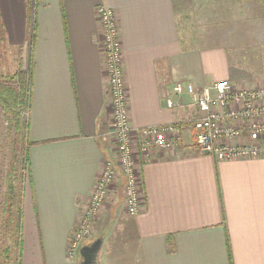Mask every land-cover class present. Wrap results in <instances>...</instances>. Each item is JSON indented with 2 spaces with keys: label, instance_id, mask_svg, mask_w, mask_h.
Instances as JSON below:
<instances>
[{
  "label": "crops",
  "instance_id": "crops-1",
  "mask_svg": "<svg viewBox=\"0 0 264 264\" xmlns=\"http://www.w3.org/2000/svg\"><path fill=\"white\" fill-rule=\"evenodd\" d=\"M252 3V12L264 13V0ZM184 5L0 0V76L16 73L13 64L29 43L31 57L18 264H78L67 258L69 239L103 162L114 159L98 6L117 19L131 126L180 128L173 149L146 158L132 138L142 209L135 217L121 204L111 209L99 264H264V142L258 159L218 162L199 154L190 128L198 112L190 96L172 93L176 83L254 86L235 83L225 47L187 45ZM166 98L179 106L167 109Z\"/></svg>",
  "mask_w": 264,
  "mask_h": 264
},
{
  "label": "built area",
  "instance_id": "built-area-1",
  "mask_svg": "<svg viewBox=\"0 0 264 264\" xmlns=\"http://www.w3.org/2000/svg\"><path fill=\"white\" fill-rule=\"evenodd\" d=\"M95 14L102 38L107 100L112 112L110 136L114 159L103 162L93 190L81 206L66 252L73 262H79V251L92 237L94 222L117 184L122 188L127 216L135 217L142 209L132 138L142 158L156 150H171L180 141L177 125L141 129L131 126L117 19L114 12L104 6H98ZM172 93L178 100L184 94L190 96L198 112L190 128L194 131V147L199 154L210 155L218 162L263 156L260 142H264V80L254 88H236L223 80L200 90H195L191 84L176 83ZM165 106L174 109L179 103L166 98Z\"/></svg>",
  "mask_w": 264,
  "mask_h": 264
},
{
  "label": "rangeland",
  "instance_id": "rangeland-1",
  "mask_svg": "<svg viewBox=\"0 0 264 264\" xmlns=\"http://www.w3.org/2000/svg\"><path fill=\"white\" fill-rule=\"evenodd\" d=\"M253 0H183V12H180L179 21L183 24V39L192 47H212L221 45L229 53L232 75L237 84L259 86L264 80V13L252 12L256 6ZM12 66V63H10ZM30 64V44L19 54V60L13 64L16 72H27ZM13 74L8 73L0 76V81L7 80ZM24 109L21 116L26 121L27 113ZM11 119L0 106V264L4 263L3 250L11 241H7L6 231L1 229V224L7 215L3 212L7 200L8 187L13 186V198L7 200L11 203V212L15 215L18 204L22 207L20 200L23 183L27 175L20 173L19 164L16 163L18 156L25 152V137L19 139L17 148L12 145L15 131L11 129ZM111 130V128H110ZM24 137V138H23ZM23 140V143H22ZM23 164V163H22ZM24 176V177H23ZM116 198L121 200H105L101 213L96 218L92 237L86 244L97 238L103 237L105 229L109 224V214L115 206L122 205V188L116 185ZM22 219V213H21ZM22 220H20L21 227ZM15 223L13 224L14 227ZM21 240V230H20ZM85 244V245H86ZM12 252V250H11ZM20 252V250H19ZM16 253L7 264L16 263ZM12 260V261H11ZM20 260V258H19ZM18 260V262H19ZM78 264L80 263L77 262Z\"/></svg>",
  "mask_w": 264,
  "mask_h": 264
},
{
  "label": "trees",
  "instance_id": "trees-1",
  "mask_svg": "<svg viewBox=\"0 0 264 264\" xmlns=\"http://www.w3.org/2000/svg\"><path fill=\"white\" fill-rule=\"evenodd\" d=\"M33 26L31 28V35L29 41L32 42L33 38ZM4 30L0 25V49L4 45ZM30 44V43H29ZM30 85H31V57L29 69L27 72L18 71L9 77L7 80L0 81V106L3 109L4 113L11 119V129L15 131V137L12 140V145L14 148H17L20 144V138L23 136L26 139L27 131V121H24L21 113L24 109L26 111L29 107L30 100ZM23 137V138H24ZM25 152L24 155L21 152L16 159V163L19 164L20 173L22 175L28 176V142L25 140ZM23 143V140H22ZM23 163V164H22ZM24 177V176H23ZM13 198V186L8 187L7 200H12ZM6 200L3 212L7 215L5 222L1 224V229L6 231L5 236L7 241H11V246H6L3 250L4 263L7 264L10 261V258L16 253V263L18 264L19 260V250H20V220H21V209L20 203L16 207L15 215L11 212V203ZM15 223L14 227L13 224ZM12 250V252H11ZM12 259V258H11ZM12 261V260H11Z\"/></svg>",
  "mask_w": 264,
  "mask_h": 264
},
{
  "label": "water",
  "instance_id": "water-1",
  "mask_svg": "<svg viewBox=\"0 0 264 264\" xmlns=\"http://www.w3.org/2000/svg\"><path fill=\"white\" fill-rule=\"evenodd\" d=\"M103 246V238H97L93 242L82 246L79 251V264H99V257Z\"/></svg>",
  "mask_w": 264,
  "mask_h": 264
}]
</instances>
